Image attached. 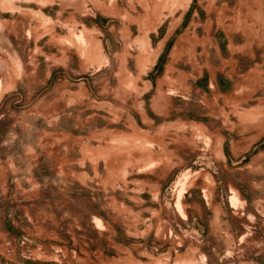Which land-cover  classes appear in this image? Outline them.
<instances>
[{"label":"rangeland","instance_id":"obj_1","mask_svg":"<svg viewBox=\"0 0 264 264\" xmlns=\"http://www.w3.org/2000/svg\"><path fill=\"white\" fill-rule=\"evenodd\" d=\"M256 2L0 0V264H264Z\"/></svg>","mask_w":264,"mask_h":264},{"label":"crops","instance_id":"obj_2","mask_svg":"<svg viewBox=\"0 0 264 264\" xmlns=\"http://www.w3.org/2000/svg\"><path fill=\"white\" fill-rule=\"evenodd\" d=\"M255 4V7L251 5L245 9L244 21L241 22L244 24L243 31L241 33L232 32L230 36L226 37L228 41L225 44V49L230 56L238 54L248 56L250 54L249 56L255 57L253 64L256 66V71L259 72L264 65V3L263 5L257 4V2ZM237 40L240 42L237 43ZM218 53L221 54L219 46Z\"/></svg>","mask_w":264,"mask_h":264}]
</instances>
